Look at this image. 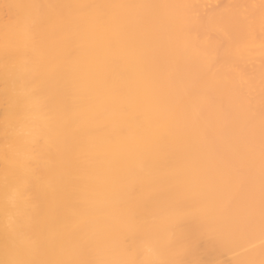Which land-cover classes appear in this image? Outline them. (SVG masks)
Wrapping results in <instances>:
<instances>
[{"label": "bare ground", "instance_id": "obj_1", "mask_svg": "<svg viewBox=\"0 0 264 264\" xmlns=\"http://www.w3.org/2000/svg\"><path fill=\"white\" fill-rule=\"evenodd\" d=\"M0 3V264H264V0Z\"/></svg>", "mask_w": 264, "mask_h": 264}, {"label": "rangeland", "instance_id": "obj_2", "mask_svg": "<svg viewBox=\"0 0 264 264\" xmlns=\"http://www.w3.org/2000/svg\"><path fill=\"white\" fill-rule=\"evenodd\" d=\"M1 4H2V5H1ZM4 6H5V5H4ZM4 6H3V3H0V14H1V15L4 14V18L7 19V17L10 16V15H8V14H7L8 16L5 15V13H7V12H6V9H5V11L3 10ZM2 7H3V8H2ZM5 8H6V6H5ZM3 11H4V12H3ZM7 11H8V10H7ZM5 16H6V17H5ZM2 17H3V15L1 16V21H2V23H4V22H5V19L2 18ZM2 19H3L4 21H3ZM8 22H9V21H8ZM5 23H6V22H5ZM215 36H217V35H215ZM215 36H213V40H211L210 42H213V41H214L213 44L218 45V43H216V40H217V39H216ZM211 39H212V38H211ZM0 99H1V98H0ZM0 102H1V103H0V104H1V105H0V109L2 110V108H4V103H3L1 100H0ZM214 175H215V174H212L211 177H214ZM238 217H240L241 219L239 218L237 221H239V220H242V221H243V220H244V217H243V216L239 215ZM233 218H235V216H234ZM233 218H232V219H233ZM222 221H224V220H222ZM253 230H254V227H249V228H247V229L245 230V232H246V233H249V232H252Z\"/></svg>", "mask_w": 264, "mask_h": 264}]
</instances>
